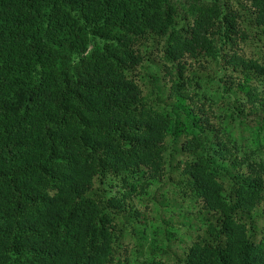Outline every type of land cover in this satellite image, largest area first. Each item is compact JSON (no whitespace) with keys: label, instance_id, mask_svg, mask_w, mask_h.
Returning <instances> with one entry per match:
<instances>
[{"label":"trees","instance_id":"trees-1","mask_svg":"<svg viewBox=\"0 0 264 264\" xmlns=\"http://www.w3.org/2000/svg\"><path fill=\"white\" fill-rule=\"evenodd\" d=\"M262 33L264 0H0V264H264ZM165 179L206 215L175 257L127 226Z\"/></svg>","mask_w":264,"mask_h":264},{"label":"rangeland","instance_id":"rangeland-1","mask_svg":"<svg viewBox=\"0 0 264 264\" xmlns=\"http://www.w3.org/2000/svg\"><path fill=\"white\" fill-rule=\"evenodd\" d=\"M261 35L263 36L264 33ZM252 39L250 40L252 42H247L248 46L246 45L245 47V50L249 53L258 50L259 44L261 43L258 40V36H255L254 40ZM156 70L153 64H149L140 71L142 75L145 74V80L147 82L146 93L149 94L150 100H160L157 84L155 81H148ZM212 75L214 74L212 73ZM217 165L222 164L217 162ZM172 182L171 180L165 179L162 183H154L146 196L134 202L135 207L138 209V215L137 218L127 224L129 231L133 229L132 227L134 225V240L142 241L148 247L153 245L158 246L159 249L168 250L169 257L180 255L184 251L185 243L190 241V235L186 233L187 226L191 224L192 229H194V226L198 227L199 224L202 225V221L206 216L204 214L196 218L188 216L185 212L187 208L186 203L181 204L182 192L179 188H175L176 183ZM145 200L147 201L146 203ZM181 205L183 208L180 213L169 212V210L178 211ZM261 221H257V224L261 223ZM177 232L179 233V237L174 239Z\"/></svg>","mask_w":264,"mask_h":264}]
</instances>
